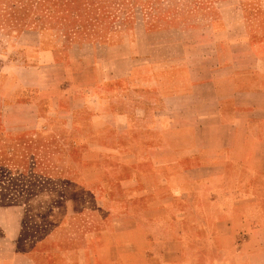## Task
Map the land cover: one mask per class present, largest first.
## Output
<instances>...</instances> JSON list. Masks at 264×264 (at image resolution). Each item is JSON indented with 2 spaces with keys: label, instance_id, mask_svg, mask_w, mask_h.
Returning <instances> with one entry per match:
<instances>
[{
  "label": "crops",
  "instance_id": "0c3cea01",
  "mask_svg": "<svg viewBox=\"0 0 264 264\" xmlns=\"http://www.w3.org/2000/svg\"><path fill=\"white\" fill-rule=\"evenodd\" d=\"M233 43L150 57L147 78L136 46L117 71L61 42L26 54L30 78L0 84V162L34 155L61 190L0 203V264H264V36Z\"/></svg>",
  "mask_w": 264,
  "mask_h": 264
},
{
  "label": "rangeland",
  "instance_id": "374dc122",
  "mask_svg": "<svg viewBox=\"0 0 264 264\" xmlns=\"http://www.w3.org/2000/svg\"><path fill=\"white\" fill-rule=\"evenodd\" d=\"M248 35L264 36V0H0V84H10L6 77L12 78L15 73L21 81H27L30 76L15 69L25 55L32 56L60 42L73 45L72 56L85 58L95 70L105 66L117 71L118 55L136 46L134 50L143 58L139 68L145 70L147 78L150 57L163 60L183 48L193 57L197 51L212 53L219 43L231 41L234 51L245 58L247 48L240 42ZM78 124L77 130L93 131L99 135V143L104 141L101 125L96 126V134L86 118ZM37 170L34 155L29 156L25 169L0 162L4 198L0 203L5 197L16 201L22 196L40 199L58 195L61 189L40 186ZM158 204L164 208L165 200L158 199ZM175 208L180 227L181 206ZM164 216L159 213L163 220ZM190 257L192 261L219 264L214 261L215 255Z\"/></svg>",
  "mask_w": 264,
  "mask_h": 264
},
{
  "label": "trees",
  "instance_id": "16d2710c",
  "mask_svg": "<svg viewBox=\"0 0 264 264\" xmlns=\"http://www.w3.org/2000/svg\"><path fill=\"white\" fill-rule=\"evenodd\" d=\"M2 174H3V171L0 173V177L2 176ZM1 188V187H0ZM0 199H4L3 198V194H2V192L0 191Z\"/></svg>",
  "mask_w": 264,
  "mask_h": 264
}]
</instances>
